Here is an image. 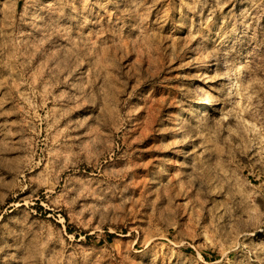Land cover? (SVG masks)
I'll use <instances>...</instances> for the list:
<instances>
[{
  "label": "rangeland",
  "instance_id": "rangeland-1",
  "mask_svg": "<svg viewBox=\"0 0 264 264\" xmlns=\"http://www.w3.org/2000/svg\"><path fill=\"white\" fill-rule=\"evenodd\" d=\"M0 264H264V0H0Z\"/></svg>",
  "mask_w": 264,
  "mask_h": 264
},
{
  "label": "bare ground",
  "instance_id": "bare-ground-1",
  "mask_svg": "<svg viewBox=\"0 0 264 264\" xmlns=\"http://www.w3.org/2000/svg\"><path fill=\"white\" fill-rule=\"evenodd\" d=\"M119 2H120V0H112V3H114V4H118ZM203 41H205V39L200 40V42H199V44L196 46V48L201 47L202 44L204 43ZM243 69H244L243 63H242L241 61H237V63H236V64L234 65V67H233V72H234V74H240V73L243 72ZM227 82H228L229 85H232L231 78H228ZM229 85H227L225 88H226V89H229V88L231 87V86H229ZM211 102H212V101H211V99L209 98V99H207L205 105H209V104H211ZM175 120H177V119H175Z\"/></svg>",
  "mask_w": 264,
  "mask_h": 264
}]
</instances>
